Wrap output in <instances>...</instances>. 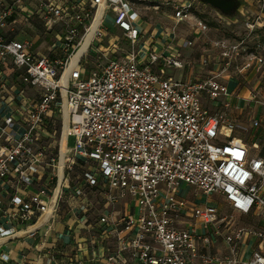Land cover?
Wrapping results in <instances>:
<instances>
[{
	"label": "built area",
	"instance_id": "built-area-1",
	"mask_svg": "<svg viewBox=\"0 0 264 264\" xmlns=\"http://www.w3.org/2000/svg\"><path fill=\"white\" fill-rule=\"evenodd\" d=\"M55 1L41 0L38 15L60 24L61 56L33 53L30 42L0 32V90L6 65L38 90L0 115V238L50 228L67 202L83 216L78 232L105 242L96 259L106 264H264V118L252 119L245 138L225 110L212 109L230 106L219 104L231 95L222 74L264 69L257 24L248 23L251 43L210 41L223 62L216 74L174 79L152 66H182L177 47L139 59L134 1ZM23 4L0 0V29ZM172 4L174 21L191 19V2ZM109 10L131 49L107 37ZM193 27L208 29L200 18ZM183 183L193 198L180 194ZM93 198L102 205L94 222L85 216Z\"/></svg>",
	"mask_w": 264,
	"mask_h": 264
},
{
	"label": "crops",
	"instance_id": "crops-1",
	"mask_svg": "<svg viewBox=\"0 0 264 264\" xmlns=\"http://www.w3.org/2000/svg\"><path fill=\"white\" fill-rule=\"evenodd\" d=\"M64 1L56 0L55 2L62 3ZM127 1L136 3L133 9V12L136 13L134 23L141 31L140 37L146 34L145 39H139L136 48L141 61L145 60L147 52L174 53L173 49L176 47L180 51L179 59L182 66L167 64L162 59L152 66L156 73L174 79L187 80L203 78L220 71L223 64L220 52L212 44L207 46L211 38H208L205 32L192 26L188 30V35L191 34L189 37L195 39H190L178 35L174 28L167 26L168 18L173 20L171 18L173 14L167 12L168 9L173 10L172 2H186L187 0ZM40 2L41 0H24L21 9L8 17V26L1 33L7 38L19 39L18 37H20L21 40L30 42L29 50L33 53L56 58L64 53L58 39L61 36V26L58 23L51 27L46 25L45 21L38 15ZM153 10H156L155 12L159 13L161 17H157ZM159 10H162L163 14ZM105 17L104 25L107 37L113 38L115 36L119 38L120 42L125 40L122 37L123 33L113 24V13L109 10ZM48 31H50V35H48ZM186 41H192V44L185 45L189 51L184 56L179 45L185 44ZM197 42L205 45L195 47ZM205 59L207 60L206 63L204 62ZM4 68L5 73L9 75L8 88L5 94L4 91L0 90V115L25 104L28 100H34L38 94L36 88L21 82L18 72H14L10 65H6ZM222 77L231 91L230 97H233L235 101L233 112L237 117H241L245 113V109L250 108L255 118H264V106L261 102H259L261 105L259 109H256L258 101L264 102L263 68L261 70L257 68L248 70L245 74L230 77L224 73ZM231 85L232 89H230ZM230 106L232 107L231 104ZM17 128L19 129V127ZM1 195L5 201L8 199V194L1 193ZM92 201L94 207L85 216H89L94 222L97 219L98 208L102 205L101 200L97 198H93ZM64 207L66 212L62 218L60 212ZM75 209L80 211L78 207ZM68 210V203H62L59 215L51 223L50 228L41 227L35 235L24 234L0 238V264H79L80 261L84 262L83 264H106L105 259H96V255H103L107 252L103 239H92L90 233L83 228L81 232H78L82 226L80 219L83 216H74ZM4 253L9 255L8 259L2 257Z\"/></svg>",
	"mask_w": 264,
	"mask_h": 264
},
{
	"label": "rangeland",
	"instance_id": "rangeland-1",
	"mask_svg": "<svg viewBox=\"0 0 264 264\" xmlns=\"http://www.w3.org/2000/svg\"><path fill=\"white\" fill-rule=\"evenodd\" d=\"M189 3H192V17L190 19V21H180V22H176L174 20H171L168 18V22H167V26L174 28L175 31L177 32L178 35L180 36H186L187 38L191 35H188V30L190 29V27H192L196 21L197 18L202 19L205 23H207L208 25V29L205 31L206 35L208 38H211V40L214 39H218V38H227L231 41H236L237 39L240 38H248L247 41L250 42L253 39V34L249 33L250 32V28L248 23H256L257 24V28H256V33L258 36V38H260V40L262 41V43H264V2L260 1V0H247L249 2L247 8H245V12L243 14H239L238 15V21L236 22H232L229 19L225 18L224 16H222L217 10H215L213 7H211L208 4L203 3L201 0H187ZM156 10H153L154 14L157 17H161V15L157 12H155ZM159 12L161 14H163L162 10H159ZM168 13H172L174 12V10H169L167 11ZM173 19V17H171ZM4 28L0 29V32L3 30ZM197 30H199L198 28H196ZM200 31V30H199ZM48 35H50V31L47 32ZM198 33V32H197ZM251 34V35H249ZM146 34L142 35L140 37V40L145 39ZM185 37V38H186ZM20 40L22 38L18 37ZM190 39H193L194 37H189ZM195 39V38H194ZM103 44L106 43V39H102ZM251 43V42H250ZM121 44V48L127 50V49H131L132 46L130 44L129 41L127 40H123L122 42H120ZM211 43L209 42V44L207 46H211ZM199 45H205L204 43L202 44L201 42H197L195 44V47H198ZM180 49L182 50V52L184 53V56H186V53L189 51L185 44H180L179 45ZM135 48H137V44L135 46ZM161 53V51H158ZM212 68V67H211ZM237 76L236 74L231 73L229 75L230 76ZM225 81V79H223ZM230 89H232V85L230 86ZM221 101H219V104L224 103L225 101L230 102V104L232 105L229 107H224V105H221L219 107H212L213 110H218V109H223L225 110V112L228 114L227 116L230 117L233 121H235L237 124H239L241 126V128L239 130H241L240 132H242L244 134L245 138H250L252 136V133L254 132V130L252 129V124L251 121L254 118V114L252 109L247 108L245 109V113L241 116V117H237L235 115V113L233 112L235 109V101L233 99V97L228 96L223 97L220 99ZM258 106H256V109H259L260 103L258 102L257 104ZM243 113V112H242ZM248 127L247 129H245L244 127ZM56 138H59V133L56 135ZM57 139V140H58ZM74 138L72 136L69 137L68 139V143H67V148H72L74 145ZM252 147L253 149L258 152L260 151V147L259 146V142L256 143H252ZM260 148V149H259ZM194 193H195V189L193 187H191L190 185L187 184H182L181 185V190H180V194L181 195H185V196H189L190 198L194 197ZM202 200H206V196L203 195ZM201 200V201H202ZM66 212V208L64 207L61 212H60V216L63 218L64 214ZM242 220H247V217H242Z\"/></svg>",
	"mask_w": 264,
	"mask_h": 264
},
{
	"label": "water",
	"instance_id": "water-1",
	"mask_svg": "<svg viewBox=\"0 0 264 264\" xmlns=\"http://www.w3.org/2000/svg\"><path fill=\"white\" fill-rule=\"evenodd\" d=\"M217 10L222 16L232 22L238 21V15L245 12L249 2L247 0H201Z\"/></svg>",
	"mask_w": 264,
	"mask_h": 264
},
{
	"label": "trees",
	"instance_id": "trees-1",
	"mask_svg": "<svg viewBox=\"0 0 264 264\" xmlns=\"http://www.w3.org/2000/svg\"><path fill=\"white\" fill-rule=\"evenodd\" d=\"M259 40H260V38H259ZM261 41V40H260ZM262 42V41H261Z\"/></svg>",
	"mask_w": 264,
	"mask_h": 264
}]
</instances>
